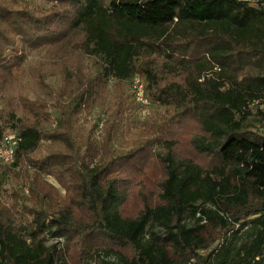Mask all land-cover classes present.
Masks as SVG:
<instances>
[{
    "label": "trees",
    "instance_id": "trees-1",
    "mask_svg": "<svg viewBox=\"0 0 264 264\" xmlns=\"http://www.w3.org/2000/svg\"><path fill=\"white\" fill-rule=\"evenodd\" d=\"M48 1L0 0V264H264V0Z\"/></svg>",
    "mask_w": 264,
    "mask_h": 264
},
{
    "label": "rangeland",
    "instance_id": "rangeland-1",
    "mask_svg": "<svg viewBox=\"0 0 264 264\" xmlns=\"http://www.w3.org/2000/svg\"><path fill=\"white\" fill-rule=\"evenodd\" d=\"M27 1H30L34 5H38V6L42 7V8H49L50 5H51V2H49L48 0H27ZM44 55H45V53H42V56H37L35 54L30 59L33 60V61H40V60L42 61L44 59L43 58ZM93 63L94 62H93L92 59L88 61V71H91V69L93 67ZM132 79L129 82L125 83L126 84L125 85V90L127 92H129L131 95H133L132 94ZM26 82H28V80ZM48 82H49V85L51 87H53L54 89L57 88V86L60 84V82H57V81H55L53 79L52 80H49ZM109 89H110L111 92H113V82H111L109 84ZM28 95H29L30 99H32V100L36 99L39 96H41L42 98H46V94L44 92H42L40 89H36V91L29 90ZM149 103H150V105H149L150 108L148 107L147 113L144 112L145 113L144 114L143 113V110L140 108V110H142V111H140V117H141L140 118V121L141 122L142 121H146L147 119L150 118V116H152L151 101H149ZM140 106L142 107V105H140ZM6 114H7V109H6L5 102H0V116L2 117L3 120L6 118ZM101 116H102V109L101 108H98L95 111V113H93V118H99ZM189 127H190V124L186 125L184 123L182 125V129L178 130L176 133H173V134L174 135L177 134V133L183 134ZM6 131H12V129L10 128V126L7 127V130ZM164 135H165V137H168V136L171 135V133H169V132L166 131ZM157 152H159V153L162 152L163 153V151L161 149H157ZM47 178H48L49 181H51L53 184H55V187H57L58 191L64 196L65 195V192L61 188V186L59 185V183H57L56 181H54V179L52 177H50V176L47 177ZM186 222L189 223V224L194 223V219L191 217V214L190 215H187ZM160 230H161L160 228L157 229V231H160ZM53 243H54V240L51 239V238H49V240L47 242V245L50 246ZM65 244H66V241L63 240L61 242V246H64ZM108 260H115V258L114 257L108 258ZM98 262H99L98 259H94L89 264H97Z\"/></svg>",
    "mask_w": 264,
    "mask_h": 264
},
{
    "label": "built area",
    "instance_id": "built-area-1",
    "mask_svg": "<svg viewBox=\"0 0 264 264\" xmlns=\"http://www.w3.org/2000/svg\"><path fill=\"white\" fill-rule=\"evenodd\" d=\"M132 90L135 101L140 105H148L145 96V87L140 77H135L132 82ZM20 138L17 133L8 131L0 139V163L3 165H12L15 162V151L19 144Z\"/></svg>",
    "mask_w": 264,
    "mask_h": 264
}]
</instances>
